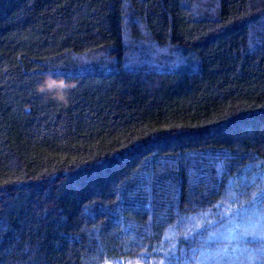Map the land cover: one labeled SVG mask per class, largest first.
<instances>
[{
    "label": "trees",
    "instance_id": "obj_1",
    "mask_svg": "<svg viewBox=\"0 0 264 264\" xmlns=\"http://www.w3.org/2000/svg\"><path fill=\"white\" fill-rule=\"evenodd\" d=\"M0 264H264V0H0Z\"/></svg>",
    "mask_w": 264,
    "mask_h": 264
}]
</instances>
